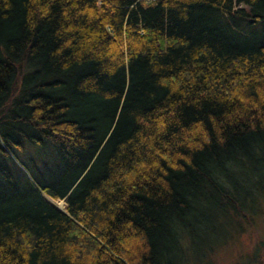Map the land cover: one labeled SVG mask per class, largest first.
Masks as SVG:
<instances>
[{
    "label": "trees",
    "instance_id": "obj_1",
    "mask_svg": "<svg viewBox=\"0 0 264 264\" xmlns=\"http://www.w3.org/2000/svg\"><path fill=\"white\" fill-rule=\"evenodd\" d=\"M256 189L264 0H0V264H180Z\"/></svg>",
    "mask_w": 264,
    "mask_h": 264
},
{
    "label": "rangeland",
    "instance_id": "obj_2",
    "mask_svg": "<svg viewBox=\"0 0 264 264\" xmlns=\"http://www.w3.org/2000/svg\"><path fill=\"white\" fill-rule=\"evenodd\" d=\"M259 179L257 177L258 183ZM255 191L252 210L244 207V216L239 214L246 224L238 227L236 222H232L227 228L220 223L211 232L206 229L193 243L196 251L189 252L180 264H264V192ZM47 201L55 207L62 202L63 207L58 209L65 213L63 199L47 198Z\"/></svg>",
    "mask_w": 264,
    "mask_h": 264
},
{
    "label": "bare ground",
    "instance_id": "obj_3",
    "mask_svg": "<svg viewBox=\"0 0 264 264\" xmlns=\"http://www.w3.org/2000/svg\"><path fill=\"white\" fill-rule=\"evenodd\" d=\"M58 207L61 209L63 207V203L62 202H58Z\"/></svg>",
    "mask_w": 264,
    "mask_h": 264
},
{
    "label": "water",
    "instance_id": "obj_4",
    "mask_svg": "<svg viewBox=\"0 0 264 264\" xmlns=\"http://www.w3.org/2000/svg\"><path fill=\"white\" fill-rule=\"evenodd\" d=\"M71 189H72V188H71ZM71 189H70V190H71ZM55 208H56L57 210H59L58 207H55Z\"/></svg>",
    "mask_w": 264,
    "mask_h": 264
}]
</instances>
